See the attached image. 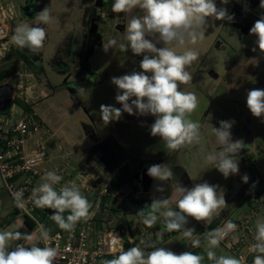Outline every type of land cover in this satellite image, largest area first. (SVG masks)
Segmentation results:
<instances>
[{
	"label": "rangeland",
	"instance_id": "1",
	"mask_svg": "<svg viewBox=\"0 0 264 264\" xmlns=\"http://www.w3.org/2000/svg\"><path fill=\"white\" fill-rule=\"evenodd\" d=\"M33 1L0 0V9L5 15L3 22L1 21L7 40L4 46L6 50L8 48L7 58L0 60V70L3 68L10 73L6 79L10 84L19 85L22 81V88L17 90L21 97L19 100L30 106V115L36 116L41 123L40 131L26 143L28 152L43 148L44 153L43 163L39 166L40 176L29 180L38 186L45 172L56 171L63 176L57 189L64 183L75 181L91 202L96 196L94 190L108 185L115 174L129 172L135 179L132 189H124L125 200L122 199L124 202L118 212L110 209V216L106 215L104 218L108 219L112 228H118L121 220L125 219L122 224L136 238L145 230L148 231L147 237L155 241L163 225L158 222L153 227L146 228L140 222L131 202L141 199L145 206L150 205L153 196L171 195L174 181L161 182L153 179L152 187L145 190L144 172L141 174L139 170V163L142 161L143 171L146 172L151 165L168 164L176 180H182L184 175L187 177V181L181 183L185 187L191 188L194 184L205 181L220 186L225 198L229 199V204L220 210L215 219L218 218L220 222L250 220L255 226L256 221L262 217H255L254 209L260 204L264 205V169L259 167L260 163L264 164V117L256 118L250 113L246 95L249 90L264 89V54L258 48L256 52L252 51L256 47V37L250 34L255 21L264 15V9L259 7L260 0H229L227 5L216 0L217 7L227 8L229 14L238 6L250 13V16L246 19L234 18L232 22L209 19L206 38L191 46L199 53V57L189 68L193 74L192 82L180 87L195 92L199 98V106L191 119L201 123L203 138L199 144L174 152L165 149L159 137L151 136L150 125L155 119L153 116L123 113L119 121L105 125L99 114L102 104L121 107L115 100L116 87L111 83V78L133 70L140 71L139 63L142 60V56H135L130 50L120 51L118 45L105 52L103 43L106 44L110 39L121 42L126 20L142 13L139 10L126 15L113 13L110 11L111 7L108 10L109 0H37L36 4L31 5ZM37 7L40 8L36 10ZM45 7H51L56 20L45 26V45L38 54L31 53L35 69H30L16 56L17 51L30 52L12 44L10 37L17 24L34 19L36 13ZM95 16L101 18L98 27L101 46H97V40L95 42L94 36L89 33V23ZM13 68L15 71L11 73ZM91 71H98V76L93 77ZM18 73L20 76L16 75ZM88 82L93 83L90 85ZM77 88H84L86 92L79 96ZM13 104L12 124L23 111L22 107ZM222 120L235 121L231 128L232 139L235 141V138L242 136L245 145L238 154L239 173L234 175L235 180L238 179L237 176L242 180L241 177L245 174L249 177L247 183L243 182L245 189L240 193L238 182L229 180L232 175L224 178L218 170L210 168L204 162L209 152L219 148L216 138L211 134V126L218 128ZM243 126L248 129L246 135L242 133ZM109 137H113L125 153V167L115 172L109 170L99 149V144ZM252 154L255 155L254 158L260 156L257 168L250 158ZM240 165L244 168L240 169ZM24 180L25 177L22 181ZM158 185L165 188L163 193L156 191ZM224 186L228 188L225 189ZM257 187L262 188L256 192ZM128 193L130 196L126 197ZM116 200L120 203L121 199ZM23 217L24 214L15 206L0 175V229L12 230L23 225L18 231L28 234L34 232L39 237L37 229L26 227ZM213 219L197 222L189 218L186 227H194L195 233L200 235L199 247H193L191 240L183 237L182 233L175 232H164L159 246L176 253H199L205 256L203 264H212L207 259L208 245L203 233L211 231L209 225ZM237 235L235 233L234 236ZM231 244L227 241L213 250L218 256L237 257V253L229 249ZM37 246L41 247L40 244Z\"/></svg>",
	"mask_w": 264,
	"mask_h": 264
},
{
	"label": "clouds",
	"instance_id": "2",
	"mask_svg": "<svg viewBox=\"0 0 264 264\" xmlns=\"http://www.w3.org/2000/svg\"><path fill=\"white\" fill-rule=\"evenodd\" d=\"M221 3L227 5L229 0H221ZM259 7L264 9V0H260ZM133 10L142 14L132 15L126 20L122 41L118 43L116 39H110L103 43V49L107 52L118 45L122 52L130 50L133 55L142 56L140 71L133 70L111 78L116 87L115 100L121 107L102 104L100 117L107 125L119 121L123 113L153 116L150 134L159 137L169 152L199 144L203 138L202 125L192 120L191 115L200 101L195 92L180 86L192 82L193 74L189 68L199 53L191 46L206 38L209 19L232 22L234 15H230L225 7H217L216 0H114L111 6V11L116 14L126 15ZM55 20L51 7H45L36 13L34 19L16 25L10 37L11 43L33 55L38 54L47 39L45 26ZM250 34L256 37V47L252 51L256 52L258 48L264 54V15L255 21ZM85 92L84 88H77L79 96ZM246 105L254 117H264V89L249 90ZM234 123V120H222L218 128L211 126V134L219 148L209 152L204 159L205 164L218 170L224 178L239 173L238 154L245 146L243 140L232 139ZM147 175L161 182L174 181L170 196H153L150 205L146 204L136 214L149 228L158 222L163 225L158 239L141 240L139 245L135 243L127 250L121 245L118 254L111 259H103L101 264H203L204 255L192 251L176 253L159 244L164 232H175L191 240L193 247H199L200 235L195 233L194 227H186L189 218L207 222L218 215L221 209L228 207L224 191L219 185L206 181L191 188L185 187L176 180L168 164L149 166ZM241 179L247 183L249 177L245 174ZM41 180L32 189L31 202L36 208L53 210L49 219L61 230L71 232L80 221L89 218L93 205L75 181L64 183L57 189L63 176L56 171L45 172ZM156 191L163 193L165 188L158 185ZM11 195L15 206L25 209L23 192L15 191ZM21 227L23 225L12 230L0 229V264H59L66 258L60 254L58 245L52 246L50 229L40 225L39 237H36L34 232L18 231ZM237 227L233 221L226 220L222 227L203 233L208 245L207 259L212 264H244L241 258L218 256L213 250ZM253 239L254 243L250 245L251 252L255 254L252 264H264V219L256 221ZM119 240L113 235V252H117ZM20 241L23 243H17ZM129 242L134 243L131 239ZM38 244H43V247Z\"/></svg>",
	"mask_w": 264,
	"mask_h": 264
},
{
	"label": "built area",
	"instance_id": "3",
	"mask_svg": "<svg viewBox=\"0 0 264 264\" xmlns=\"http://www.w3.org/2000/svg\"><path fill=\"white\" fill-rule=\"evenodd\" d=\"M4 16V11L2 12L0 9V60L6 57L8 50L4 46L7 40L1 27ZM16 75L20 76L19 73ZM21 88L22 81L19 85H13L7 82L6 79L0 80V175L11 197V194L15 191L23 192L26 207L25 209H19L35 223V229L39 231L40 225L45 228L46 225L34 214L36 207H34L30 198L32 189L36 185L29 179L40 176L39 166L43 163L44 153L43 148L40 151L28 152L26 143L40 131L41 123L36 116L22 111L20 117L12 124L11 111L14 104L9 107L8 111H5V105L8 101L14 102L16 99L21 98L17 92ZM40 153H43V155L41 156ZM16 177L17 179L12 182ZM24 177L25 180L22 181ZM110 183L111 180L103 188L94 190L98 198L97 205L90 211L89 218L80 221L73 231H64L59 227L51 229L52 246L58 245L60 254L66 257L60 260L59 264H101L103 259H111L118 254L121 245L127 250L135 243L139 245L141 240H153L147 237L145 231L139 233L140 237L136 238L125 226L123 228H112L108 219L104 218L106 215L110 216V209L120 207L124 202L123 200H125L124 189L111 191ZM116 198L121 199L120 203H117ZM102 202L104 208L100 213L99 207ZM225 221L219 222L216 228L222 227ZM234 223L237 224V229L221 243L226 244L227 241H230L232 244L229 245V249L236 252L237 257L243 259L244 264H252L255 254L251 252L250 245L254 243L255 226L250 220ZM235 233H238V235L234 236ZM113 235L120 238L116 246L117 252L112 251L111 240ZM130 239L134 241L133 244L129 242ZM40 246L43 247V244H40Z\"/></svg>",
	"mask_w": 264,
	"mask_h": 264
},
{
	"label": "trees",
	"instance_id": "4",
	"mask_svg": "<svg viewBox=\"0 0 264 264\" xmlns=\"http://www.w3.org/2000/svg\"><path fill=\"white\" fill-rule=\"evenodd\" d=\"M230 15H234V18H238L241 17L243 19L248 18V16H250V13H248L247 11H245L244 9L240 8V7H234L230 13ZM10 56V55H9ZM16 56L19 60L23 61L30 69H35L34 68V63L32 60V54L28 53L27 51H17L16 52ZM7 58V57H6ZM15 68H13V70L11 71V73H14ZM41 72H43L41 70ZM10 73H8L7 71H5V69H1L0 70V80H5L9 77ZM15 80H18L17 78H15ZM16 103L18 106L22 107L23 111L25 113L31 114V108L29 105H27L26 103L22 102L19 99H16L14 102L8 101L5 105V111H8L9 107L13 104ZM144 166V162H140L139 163V170L141 171L143 169ZM132 175H124L122 173H117L116 175H114L111 179V183H110V190L111 191H118V190H122V189H127L130 186V179ZM17 177L15 179L12 180V182L14 180H16ZM130 188V187H129ZM130 196V194H127V197ZM98 202V198L95 196V198L93 200H91V203L93 205L92 209L97 205ZM250 203V201H249ZM131 204L133 205L134 209L136 210V213L138 212L137 210H141L142 208H140V206L138 205V200H136V205L135 206V202H131ZM104 208V203L102 202L100 204L99 207V212L102 213ZM120 207L118 208H114L112 211H117L119 210ZM144 208V207H143ZM90 210V211H91ZM34 214L36 216L39 217L40 221L43 222L46 225V228L48 229H52L53 227H58L52 220L49 219V216L53 214V210L51 209H40V208H36L34 211ZM24 224L26 225V227H28L29 229H34L35 228V223L30 220L27 216L24 215ZM125 220V219H123ZM123 220H121V225H118V228H123L125 226V224L123 223ZM220 220L219 219H215L211 222V224L209 225V229L213 230L215 229L218 224H219ZM234 222V221H233ZM146 226V225H145ZM147 228V226H146ZM52 231V230H51ZM147 234V232H146ZM160 245V244H159Z\"/></svg>",
	"mask_w": 264,
	"mask_h": 264
},
{
	"label": "water",
	"instance_id": "5",
	"mask_svg": "<svg viewBox=\"0 0 264 264\" xmlns=\"http://www.w3.org/2000/svg\"><path fill=\"white\" fill-rule=\"evenodd\" d=\"M89 33L91 35L97 34V27H96V25H94V21H92V23L90 25ZM99 40H100V36L97 37V41H99ZM111 146L119 147V149L122 150L121 146L116 142V140L113 137H109L104 143H102L101 149H100V154H101L102 159L106 162L109 170L112 172H115L116 170H120V168L125 167L123 165V163L125 161V153L122 151L119 154L115 155L111 161H108V155L106 154V149L111 147ZM114 163H117V164L114 168H112ZM142 172H144V174H143V176H144V181H143L144 189L148 190L152 178L149 176L146 178L145 174H147V173L145 171H140L141 174H142ZM122 174L129 175V172H124ZM134 181H135V179L132 177L130 179V186H129L131 189L134 185ZM135 188H137V187H135Z\"/></svg>",
	"mask_w": 264,
	"mask_h": 264
},
{
	"label": "crops",
	"instance_id": "6",
	"mask_svg": "<svg viewBox=\"0 0 264 264\" xmlns=\"http://www.w3.org/2000/svg\"><path fill=\"white\" fill-rule=\"evenodd\" d=\"M263 120H264V118H262ZM249 123H251L252 124V121H249ZM250 124V125H251ZM242 133H244L245 135H246V132L248 131V129H247V127L246 126H243L242 128ZM240 136V135H239ZM237 139H240V140H242L243 138H242V136H241V138H235V140H237ZM239 157V156H238ZM255 157V155L254 154H252V156L250 157L251 158V160L253 161V163L255 164V166H256V168H257V162L259 161V157L260 156H257V158H254ZM260 169H264V164H261L260 163ZM244 167H242L241 165H240V169H243ZM141 171H143V169L141 170ZM146 172V171H145ZM147 173V172H146ZM145 177L147 178L148 177V175L147 174H145ZM236 177V176H235ZM237 180H235V178H234V175H232V176H230L229 177V180H231V181H235V183H237L238 182V184L237 185H239V187H238V189H239V191H238V193H240V191L245 187L244 186V183H243V181L242 180H240V176H237ZM177 181H179L180 183H183L184 181H187V177L184 175V177H183V179L182 180H177ZM171 182V181H170ZM152 183H153V178H152V180H151V182H150V186H149V188H148V190L152 187ZM187 187V186H186ZM224 188L225 189H227L228 187H226V186H224ZM259 188H262V187H257V189H256V192H258V190H259ZM245 189V188H244ZM243 189V190H244ZM226 193H227V190H226ZM227 195H228V193H227ZM226 195V196H227ZM226 199V202H227V204H229L228 202H229V199H227V198H225ZM138 200V199H137ZM262 201V200H261ZM261 201H260V203H261ZM263 202H264V200H263ZM138 205L140 206V208L141 207H144V204H143V200H141L140 199V201H138ZM135 206H137L136 205V202H135V204H134ZM254 211L256 212V215H255V217H262L261 219H264V205L263 204H260V205H258L257 206V208H255L254 209ZM219 213H220V211H219ZM250 214H251V212H250ZM216 216H218V215H216ZM254 217V218H255ZM216 219H218V218H216ZM213 220H215V217H214V219ZM146 227V226H145ZM145 231V230H144ZM146 232V231H145ZM147 233H148V231H147Z\"/></svg>",
	"mask_w": 264,
	"mask_h": 264
},
{
	"label": "flooded vegetation",
	"instance_id": "7",
	"mask_svg": "<svg viewBox=\"0 0 264 264\" xmlns=\"http://www.w3.org/2000/svg\"><path fill=\"white\" fill-rule=\"evenodd\" d=\"M35 1V2H34ZM33 2H31V5H34V4H36V2H37V0H34ZM113 2H114V0H109L108 1V10L110 9V7L112 6V4H113ZM41 7V6H40ZM39 7V8H40ZM38 7H37V9L36 10H38L39 9ZM31 11H32V9H30ZM110 11H111V9H110ZM92 21H94V25H96V27H97V34H95V35H92V36H94V38H95V42H96V40H97V37L98 36H100L99 34H98V27H99V23H100V21H101V18H100V16H98V17H92L91 18V21H90V23H89V28H90V25H91V23H92ZM97 46H101V37H100V40L99 41H97ZM91 74H92V76L93 77H97L98 76V74H99V72L98 71H91ZM85 82H87V81H85ZM93 82H88V84H92ZM101 143L99 144V149H101ZM120 152H122V150H120L119 149V147H115V146H111V147H109V148H107L106 149V154L108 155V161H111L112 160V158L115 156V155H117V154H119ZM116 164L117 163H114L113 164V166H112V168H114L115 166H116ZM116 175V174H115Z\"/></svg>",
	"mask_w": 264,
	"mask_h": 264
}]
</instances>
